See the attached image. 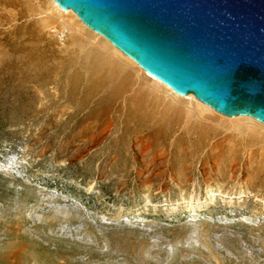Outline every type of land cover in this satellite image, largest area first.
Returning <instances> with one entry per match:
<instances>
[{
    "label": "rangeland",
    "instance_id": "rangeland-1",
    "mask_svg": "<svg viewBox=\"0 0 264 264\" xmlns=\"http://www.w3.org/2000/svg\"><path fill=\"white\" fill-rule=\"evenodd\" d=\"M61 10L0 0V264H264V131L201 119Z\"/></svg>",
    "mask_w": 264,
    "mask_h": 264
},
{
    "label": "water",
    "instance_id": "water-1",
    "mask_svg": "<svg viewBox=\"0 0 264 264\" xmlns=\"http://www.w3.org/2000/svg\"><path fill=\"white\" fill-rule=\"evenodd\" d=\"M145 72L264 124V0H55Z\"/></svg>",
    "mask_w": 264,
    "mask_h": 264
},
{
    "label": "bare ground",
    "instance_id": "bare-ground-1",
    "mask_svg": "<svg viewBox=\"0 0 264 264\" xmlns=\"http://www.w3.org/2000/svg\"><path fill=\"white\" fill-rule=\"evenodd\" d=\"M53 3L55 4V6L59 10H61V8L58 6V4H56L55 0H53ZM61 11H59V12L61 13ZM63 11H65V14L67 15L66 17L68 18L69 21H75V22H78L80 24L83 23V22H81V20L77 17V15L72 10H63ZM93 35L96 38H100L101 46L103 48H106L113 55V57L118 58V60H120L122 64H124L126 67H131L133 69L134 68L138 69L139 72L142 73V77H144V81H146L148 84L153 81L154 83H157L158 85L164 87L179 102L183 101L186 104L189 103L191 105H195L194 107H195L196 112L195 111L194 112L197 113L201 119H208V118H212L213 117V118H215V119H217V120H219V121H221L223 123H226V124L230 125L232 127V129H234L235 131L236 130H240L243 126L251 127V128H253L254 130H257V131H264V124H262L261 122L256 121V119L254 120V118L252 119V117L250 118V116H245V115L225 116V115L220 114V113L218 114L217 111L213 110V108H211L209 105H207V104L199 101L198 99H196L192 94H187V95L178 94L174 90H171V88L166 86L164 83L162 84L161 81H159L158 79L154 78L153 76H151L150 74L145 72L141 67L138 66V64H136L134 62V60H132L127 55L123 54L120 50H118L115 46H113L103 36H101L98 33H96V34L93 33ZM209 165H211V167L213 168L216 165V162H214L212 164H208L207 166L209 167ZM164 166L165 165H163L161 163L160 167L162 169H163ZM160 167H159V163L153 161L150 164V172H149V174L152 175V176L154 175V176H156L158 178L159 175L160 176L162 175V174H159V170L158 169ZM236 168L237 167H235V169ZM219 193L222 196V198H225V197L229 198L233 194L232 192H219ZM214 196H215V194H214Z\"/></svg>",
    "mask_w": 264,
    "mask_h": 264
}]
</instances>
